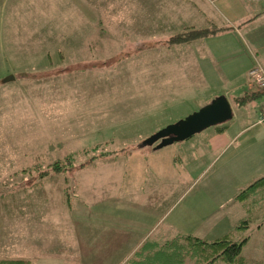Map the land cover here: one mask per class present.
I'll return each mask as SVG.
<instances>
[{
	"label": "rangeland",
	"instance_id": "rangeland-1",
	"mask_svg": "<svg viewBox=\"0 0 264 264\" xmlns=\"http://www.w3.org/2000/svg\"><path fill=\"white\" fill-rule=\"evenodd\" d=\"M155 2L150 3L151 12L143 0H0V260L34 261L3 255L26 254L11 242L22 229L32 239L33 230L42 228L33 227V213L72 214L81 174L88 172L84 183L92 191L96 179H107L101 169H94L97 161L119 153H132L141 173L143 160L147 163L154 151L169 153L171 161L179 155L184 168H195L193 180L180 189L182 194L189 191L172 205L165 225L175 221L184 234H194L223 206L228 219L202 238L213 240L233 232L247 217L236 196L251 184L243 187L241 178L229 176L226 163L223 166L226 157L214 161L201 155L205 135L216 127L160 150L143 145L220 96L229 98L238 111L232 99L238 91L225 95L226 88L237 85L221 78L219 54L209 60L197 49L190 61L184 49L174 51L186 45L168 44L174 34L196 27L182 23L185 4ZM213 41L222 46L219 36ZM206 58L218 68L214 77L204 69ZM9 76L14 81L4 83ZM58 161L64 168L59 173L52 168ZM83 199L87 210L73 214L79 226L75 233L83 241L109 234L94 227V197L88 200L83 194ZM26 212L30 214L23 224ZM262 223L260 216L247 230L234 233L237 241L251 237L244 248L250 264H264V226L258 228ZM83 246L90 254L91 245ZM105 256L100 253L82 264L117 262Z\"/></svg>",
	"mask_w": 264,
	"mask_h": 264
},
{
	"label": "crops",
	"instance_id": "crops-1",
	"mask_svg": "<svg viewBox=\"0 0 264 264\" xmlns=\"http://www.w3.org/2000/svg\"><path fill=\"white\" fill-rule=\"evenodd\" d=\"M176 2L184 3L187 7L185 15L187 18L182 22L184 26L202 27L208 23H215L218 28H228L192 45L177 47L174 51L184 49L186 53L188 52L190 61L195 59L197 49L202 50L201 53L209 60L215 59V54H219L218 57L223 61L219 65L221 78L228 83H236V87L225 89V95L238 91V96L232 98L238 113H235V108L232 107L234 114L232 123L229 121L221 125L224 127L222 130L210 129L204 137L205 149L201 151V155L214 157V161L219 157H226L223 166L226 163L229 176L241 178L243 181L241 186L246 187L264 177V125L257 123L264 111V90H258L249 78V72L255 66L260 65L264 68V0L256 3L248 0H176ZM143 3L149 6L150 10L152 8L150 3L156 2L143 0ZM151 12H154L153 9ZM217 36L222 46L214 45L213 40ZM208 42H211L212 46ZM208 62L205 61L204 69L210 77H214L213 69L218 68L214 64L209 65ZM240 94L242 96H239ZM250 95L258 96L243 106L237 105L238 98ZM158 152L154 151L152 155L150 153L146 159L147 163L143 160L142 173L139 160L135 162L134 157L129 155L132 153H119L108 160L99 163L97 161L94 169H101V174L107 176V179L103 181L96 179L98 181L95 188L88 191L84 183L88 172L81 174L79 181L83 183L77 182L75 185L74 197L77 206L73 205V213L62 211L53 215L50 212H39L40 221L37 219V212L33 213V227L37 224L42 225V228L33 230L36 234L32 233V239L28 230L22 229L21 234L18 233L16 239L11 242L14 244L13 247L21 248L26 254L22 256L5 252L3 256L33 259L38 264H66L69 261L82 264L86 262L85 259L93 260L95 255L104 253L107 260L123 264L149 237L166 239L184 234L182 227L179 228L175 221L165 225L170 216L165 218L172 211L176 201L189 191L187 189L182 194L180 189L186 186L184 183L193 180L192 172L195 168L189 170L184 168V162L179 155H175L171 161L169 153L158 155ZM193 154L200 160L198 152L194 151ZM134 164H137L135 169ZM83 194H86L88 200L94 197L93 211L97 221L94 227L103 228V231L110 232L109 234L86 237L83 241V236H79V232L75 233L79 226L74 221L73 214L84 212L86 202ZM101 196L105 198H98ZM221 208L202 222L194 234L184 235L210 237L213 230L222 224L224 219H228L223 206ZM85 209L87 210L86 207ZM26 214L21 218L23 224L30 213ZM80 219L83 220V217L80 216ZM46 222L50 224L49 227L46 226ZM81 228H85L84 225ZM1 232L2 230L0 234ZM84 244L91 245L90 254H86Z\"/></svg>",
	"mask_w": 264,
	"mask_h": 264
},
{
	"label": "trees",
	"instance_id": "trees-1",
	"mask_svg": "<svg viewBox=\"0 0 264 264\" xmlns=\"http://www.w3.org/2000/svg\"><path fill=\"white\" fill-rule=\"evenodd\" d=\"M251 21V20H250ZM248 21V22H250ZM228 30L215 23H208L204 28L189 27L181 33L174 34L168 39V44L188 45ZM258 95L238 98L236 103L243 106ZM222 130L224 127H216ZM62 161L52 167L54 172H61ZM236 201L241 203L247 217L240 221L233 232L220 238L202 239L194 235L178 234L166 239L157 237L147 238L124 264H250L244 255V248L250 242L248 236L240 241L235 240L234 233L245 231L250 224L262 216L264 218V177L256 180L247 188L240 191ZM264 226L262 223L258 228ZM0 264H35L31 260H0Z\"/></svg>",
	"mask_w": 264,
	"mask_h": 264
},
{
	"label": "water",
	"instance_id": "water-1",
	"mask_svg": "<svg viewBox=\"0 0 264 264\" xmlns=\"http://www.w3.org/2000/svg\"><path fill=\"white\" fill-rule=\"evenodd\" d=\"M9 76L4 83L14 81ZM233 108L226 96L214 99L209 105L175 124H171L149 137L143 145H156L160 150L177 142H183L211 127L224 125L233 119Z\"/></svg>",
	"mask_w": 264,
	"mask_h": 264
},
{
	"label": "built area",
	"instance_id": "built-area-1",
	"mask_svg": "<svg viewBox=\"0 0 264 264\" xmlns=\"http://www.w3.org/2000/svg\"><path fill=\"white\" fill-rule=\"evenodd\" d=\"M250 2H258L260 0H249ZM249 78L251 83L258 88V90H264V68L260 65L255 66L249 72ZM258 124L264 125V111L262 112L261 116L259 117Z\"/></svg>",
	"mask_w": 264,
	"mask_h": 264
}]
</instances>
